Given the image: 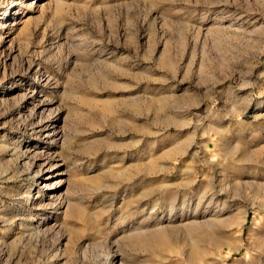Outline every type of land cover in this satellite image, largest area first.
<instances>
[{
    "label": "rangeland",
    "instance_id": "1",
    "mask_svg": "<svg viewBox=\"0 0 264 264\" xmlns=\"http://www.w3.org/2000/svg\"><path fill=\"white\" fill-rule=\"evenodd\" d=\"M0 264H264V0H0Z\"/></svg>",
    "mask_w": 264,
    "mask_h": 264
}]
</instances>
